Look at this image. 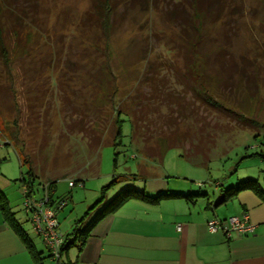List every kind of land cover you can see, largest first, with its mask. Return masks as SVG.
Wrapping results in <instances>:
<instances>
[{"label": "rangeland", "instance_id": "rangeland-1", "mask_svg": "<svg viewBox=\"0 0 264 264\" xmlns=\"http://www.w3.org/2000/svg\"><path fill=\"white\" fill-rule=\"evenodd\" d=\"M190 2L121 0L108 33L93 22L91 0H38L36 18L14 39L11 59L0 60V192L41 252L42 264L58 263L23 211L21 179L29 165L21 164V149L36 156L34 195L53 179L54 194L70 198L58 214L63 234L71 233L104 186L106 199L123 188L148 187L156 177L170 187L209 194L219 189L216 182L226 180L227 188L236 178H253L264 190L258 155L264 153V0L215 6L198 24ZM184 8L186 23L178 16ZM198 63L219 112L180 83V73L193 79L189 69ZM156 71L175 89L177 102H193L187 111L173 112L175 101L171 107L159 100L154 109L146 100L144 76ZM193 109L199 119L188 116ZM131 111L149 114L142 134L129 121ZM73 179L83 182L70 188Z\"/></svg>", "mask_w": 264, "mask_h": 264}, {"label": "crops", "instance_id": "crops-1", "mask_svg": "<svg viewBox=\"0 0 264 264\" xmlns=\"http://www.w3.org/2000/svg\"><path fill=\"white\" fill-rule=\"evenodd\" d=\"M237 180L230 185H235ZM225 183L226 180L215 195L200 196L194 203L183 197L158 203L131 198L94 226L80 251L77 247L70 248L66 261L69 264H264V202L253 191L242 190L226 202L215 204ZM145 185L144 190L151 194L191 190L179 185L170 187L169 182L158 177L152 178L148 187ZM243 211L255 225L254 232H233L227 237L221 231L208 230L209 219L226 218ZM0 264H35L29 248L4 221L1 212Z\"/></svg>", "mask_w": 264, "mask_h": 264}, {"label": "trees", "instance_id": "trees-1", "mask_svg": "<svg viewBox=\"0 0 264 264\" xmlns=\"http://www.w3.org/2000/svg\"><path fill=\"white\" fill-rule=\"evenodd\" d=\"M121 0H91L92 2V10L93 13L91 12L93 17V22L96 25H99L101 28L105 29L110 33L113 29L112 25V15L116 11L118 4ZM226 0H193V5L188 3L191 7H194V10L192 12V16L194 14L195 18L197 19V24L199 23L200 19L205 17L207 14L211 15V11L215 6H217L219 9L218 10H223L224 7L228 6L231 4L230 2H235V0H229L227 4L225 3ZM180 4L184 7L186 6V3L184 1H180ZM226 4V5H225ZM176 6V5H175ZM185 13L183 14V12ZM90 11L87 12L89 14ZM174 14H176V10L171 11ZM38 13V0H0V60L1 62L7 64L9 60L12 57V51H13V43L14 39L18 36L19 32L26 26L28 25L29 21H32L33 19L36 18V15ZM171 13L169 12L168 18L170 19ZM177 16V15H176ZM175 16V17H176ZM178 16H181L180 20L184 23L189 21V12L186 11L184 8L182 12ZM192 19V17H191ZM220 54V51H218L217 55L215 56V60L218 59ZM221 62H222V55H220ZM199 64V63H198ZM198 64H193L192 67H190L189 71L191 72V77L193 79H189L187 74L184 73H178L179 76H182V78L185 79V82L180 79L178 76L177 78L180 79V83H183L185 88L187 90L192 91V94L197 97L202 104H205V106L209 109H211V112H219L221 111L220 108L217 107L216 101L213 100L212 94L206 90L207 85L204 83L206 80L203 78H199L202 76L205 72V67L202 64L203 67L200 66L198 67ZM202 68V69H201ZM173 69V68H172ZM177 71V70H173ZM159 71H156L155 74L153 75H146L144 76V79L146 81V84L148 86V91L144 92V97L147 98L146 100L149 99V101H152L151 103L154 106V109H157V106L154 101L159 100L164 101L167 103L168 106H173V102L175 101L177 103L176 109L174 108L173 112L176 110L183 109L187 111L186 108L188 106H185L181 102H177L175 99L177 98V95H175V92L170 90V85L165 84L167 80L163 79V75H159ZM177 74V73H176ZM177 74V75H178ZM193 75V76H192ZM195 75L198 76L195 77ZM162 81V85H160ZM164 81V82H163ZM169 85V86H168ZM168 86V88H167ZM167 88V89H166ZM143 97V98H144ZM143 101V104L149 108V102ZM171 102V103H169ZM191 102L190 104H192ZM144 105H140L138 107L139 112L142 111V107ZM193 108V107H192ZM131 115L129 117L130 123L133 125L135 132H145L143 130H140L141 123L145 124L144 126L147 128L149 120H145V117H148L149 114H146V116H138L136 115V111H131ZM197 113V112H196ZM227 113V112H226ZM47 112H44V116H46ZM172 116V115H171ZM171 116H169L166 121L171 120ZM188 116H195L197 119H199L198 115L195 114L194 109L193 110H188ZM144 119V121H143ZM118 124L121 123V121H117ZM151 122V121H150ZM73 123L71 126H74ZM206 124V122H205ZM144 128V127H142ZM154 128V127H153ZM116 135L118 137L122 136L121 133V126H118V130L116 132ZM137 136V135H136ZM138 137V136H137ZM139 138V137H138ZM149 138V137H147ZM97 140V138H96ZM146 140V139H144ZM21 148H23L21 146ZM24 157L21 161V164L23 165L24 163H28L29 168L27 171V178L24 176L22 177L23 181V186H26V188L29 190V194H35V191L38 190L37 188L34 187V181L36 178V171L34 170L33 163L36 160L35 153L31 154L30 152L25 154L24 149H21ZM163 150H160L159 153L155 154L157 155L158 158L161 157V153ZM28 154V155H27ZM258 155L261 158V162L263 163V171H264V153L259 152ZM74 181L75 185L76 184H82L81 180H72ZM79 181V183H77ZM112 184H115L116 181L113 180L111 182ZM110 183V184H111ZM42 192L40 193L39 196H35L37 198H41L43 194V190H45L44 187H48L49 191H54L55 193V180H46L42 182ZM216 186H222L223 182H216ZM70 188L74 186H69ZM109 186H104L101 189V196L98 200H96L88 209L85 211L83 216L75 221L72 231L69 234H63L59 228V231L63 234L64 236V241L61 247V260L57 262L55 259L51 258L58 264H69L66 260H63V255L67 254V251L72 248V247H77L78 250L80 251L82 247L85 244L86 238L90 235L91 231L93 230L94 226L102 220L105 216L111 214L114 212L119 206H121L125 201L135 198L139 199L141 201L147 202V203H158L159 201L167 198H177V197H183L186 200H188L191 203L196 202L200 196H207L209 193L204 191V192H192L191 190L182 193V192H174V191H162L158 192L156 194H151L147 192L146 190L143 189H137V188H123L120 191H118L114 196H112L110 199H106V189ZM242 190H251L254 193H256L259 198L264 202V190L262 189L259 181L257 179L253 178H246L243 180H237L235 185H230L227 188L222 189V196L216 200L215 204H221L229 200L230 198L234 197L237 195L240 191ZM54 197L63 199L66 198L68 201V204L70 202V198L68 196H56V194H53ZM213 195V193H212ZM215 195V194H214ZM67 204V205H68ZM66 205V206H67ZM65 206V207H66ZM24 211V209H23ZM0 212L3 216L4 221L21 237L23 242L27 245L29 248L32 256L35 259V264H42V259L41 257V252H38L35 248V245L33 243V240L29 237L27 234L26 230L22 227L20 221L15 217V214L13 211H11L10 206L8 205V202L4 195L0 192ZM245 211L237 214L241 215ZM247 213V212H245ZM26 215V213H25ZM227 218V217H226ZM90 219V220H89ZM223 219V218H221ZM27 220V217H26ZM28 221V220H27ZM87 221V222H86ZM32 228V227H31ZM33 231V229H32ZM34 232V231H33ZM35 235H37L34 232ZM38 236V235H37ZM41 239V238H40ZM43 243V241L41 240ZM44 247L46 248L45 244L43 243ZM47 250V249H46ZM48 257L49 252L47 253Z\"/></svg>", "mask_w": 264, "mask_h": 264}, {"label": "built area", "instance_id": "built-area-1", "mask_svg": "<svg viewBox=\"0 0 264 264\" xmlns=\"http://www.w3.org/2000/svg\"><path fill=\"white\" fill-rule=\"evenodd\" d=\"M68 185L75 186V183L69 180ZM44 188V195L37 198L32 193L29 194V190L23 186V209L33 231L45 244L49 256L59 262L64 236L59 231L58 214L68 204V200L54 197V191L50 192L48 187ZM207 228L211 232L221 231L228 237L233 232L252 233L255 225L249 221L248 214L244 212L241 215H232L223 219L211 218L207 221Z\"/></svg>", "mask_w": 264, "mask_h": 264}]
</instances>
